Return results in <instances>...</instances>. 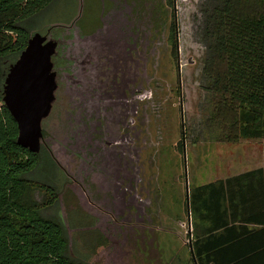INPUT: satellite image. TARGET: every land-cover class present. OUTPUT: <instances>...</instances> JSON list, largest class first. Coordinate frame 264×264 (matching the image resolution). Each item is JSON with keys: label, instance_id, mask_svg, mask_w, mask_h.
Listing matches in <instances>:
<instances>
[{"label": "flooded vegetation", "instance_id": "obj_1", "mask_svg": "<svg viewBox=\"0 0 264 264\" xmlns=\"http://www.w3.org/2000/svg\"><path fill=\"white\" fill-rule=\"evenodd\" d=\"M212 1L79 0L69 21L48 27V39L56 44L51 58L55 90L51 110L42 121L40 151L48 155V184L42 202L48 201V211L60 209L55 218L69 241L73 233L79 238L93 235L94 251L101 250L94 263L85 264L103 259L105 249L112 257L105 256L102 264L130 262L139 241L146 248L148 231L154 234L151 246L156 243L163 193L160 146L167 122L160 84L164 75L159 74L162 50H169L178 66L180 50L184 55L185 50L187 54L193 51L197 59H203L199 41L204 37L199 75L208 80L204 75L205 20ZM96 3L100 11L94 22L86 12ZM198 17H204L202 25ZM191 71L184 74L189 75V82ZM177 75L181 81L182 74ZM186 86L189 92L195 90L190 83ZM182 97L179 109L184 120ZM176 147L185 158V130ZM179 224L189 227L196 264L193 215L188 205L187 219Z\"/></svg>", "mask_w": 264, "mask_h": 264}, {"label": "trees", "instance_id": "obj_2", "mask_svg": "<svg viewBox=\"0 0 264 264\" xmlns=\"http://www.w3.org/2000/svg\"><path fill=\"white\" fill-rule=\"evenodd\" d=\"M55 0H0V264H85L69 255L57 218L31 198L40 153L17 143L3 87L31 36L30 21ZM208 9L207 11H209ZM204 75L224 141H264V0H213L206 18ZM34 183V184H33ZM196 264H264V167L198 185L188 197Z\"/></svg>", "mask_w": 264, "mask_h": 264}, {"label": "rangeland", "instance_id": "obj_3", "mask_svg": "<svg viewBox=\"0 0 264 264\" xmlns=\"http://www.w3.org/2000/svg\"><path fill=\"white\" fill-rule=\"evenodd\" d=\"M78 2L79 0H55L48 8L30 21L31 34L40 32L43 35H48V27L52 23L69 21L77 12ZM95 6L92 7L89 14L86 12V17L97 22L100 9L97 8V3ZM210 7L211 4L208 5V9ZM198 20L202 25L204 17H198ZM155 28L153 27L151 30L154 31ZM200 33H203V30ZM203 39L201 38L200 41L197 39L202 47L203 59L202 57L197 59L198 56L193 54V51L187 54V50H185L186 54L184 55L180 50L179 66L176 60H173L169 50L167 52L162 50L164 54L161 56L162 64L159 68V74L164 75L160 81L163 88L161 93L164 96L162 114L167 117L166 123L168 124L164 123V145L160 146L162 171L160 181L163 189L162 208L158 223L160 229L158 232L155 231L156 243L153 247L151 246L154 236L152 230L147 233L146 248H143L140 241L134 246L130 255V262L123 260L118 263L112 259V264H159L158 260L161 261V264H194L189 245L191 239V234L188 231L189 227L188 225L182 227L179 224L180 220L186 221L187 219L190 191L198 185L256 167L261 162L263 149L258 140L241 138L237 142L224 141L221 138L225 136L226 126L215 123L209 124L208 122V118L214 113V106L210 103L211 94L207 88L208 80H203L199 75V73L201 74L199 69L205 57ZM195 45L198 46V42ZM200 46H198L199 53H201ZM194 58L197 62L193 60ZM187 59L193 61L187 62ZM185 70H192L193 79L191 82L187 80L189 78L188 74L185 77ZM178 73L182 74L181 81L178 79ZM186 83H190L191 87L194 86L195 90L189 92ZM179 90L180 93H178ZM180 95L185 100L183 103L187 115L184 120L179 109ZM182 130L186 131L185 158L183 152L177 148L178 146L176 147V144L181 140ZM39 153V164L28 174V177L47 185L48 155L44 151ZM33 188L31 198L42 202L44 191H37V187ZM42 212L45 216L50 214L49 216L58 217L60 209L55 207L52 211H48L47 207ZM149 227L151 226L149 225ZM83 235L85 236L79 238L78 234H72L69 255L75 261L94 263L95 254L101 248L98 247L94 251L93 235ZM138 247H140L141 253ZM103 253L106 255L103 254V259L96 261V264H102L105 256L107 258L112 257L107 249ZM125 256L127 257L126 254ZM111 263L106 262L104 264Z\"/></svg>", "mask_w": 264, "mask_h": 264}, {"label": "water", "instance_id": "obj_4", "mask_svg": "<svg viewBox=\"0 0 264 264\" xmlns=\"http://www.w3.org/2000/svg\"><path fill=\"white\" fill-rule=\"evenodd\" d=\"M55 42L40 32L31 34L27 46L10 65L3 87V101L18 124L17 143L40 151L42 121L54 100L52 55Z\"/></svg>", "mask_w": 264, "mask_h": 264}, {"label": "crops", "instance_id": "obj_5", "mask_svg": "<svg viewBox=\"0 0 264 264\" xmlns=\"http://www.w3.org/2000/svg\"><path fill=\"white\" fill-rule=\"evenodd\" d=\"M256 140L259 141V142L258 141L257 142L259 143L260 146H262V149H263V151H262V154L263 155H262V159H261L260 164L257 165L256 167L251 168V169L241 170L239 172L229 174V175L225 176V178H222V179H227L229 177H232V176L241 174V173L246 172V171H249V170H253V169H256V168L264 167V141H263V139H256Z\"/></svg>", "mask_w": 264, "mask_h": 264}]
</instances>
